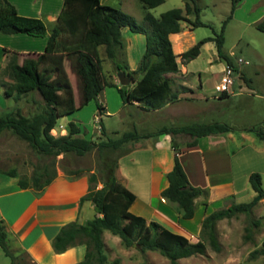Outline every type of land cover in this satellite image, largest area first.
Listing matches in <instances>:
<instances>
[{"label":"trees","instance_id":"16d2710c","mask_svg":"<svg viewBox=\"0 0 264 264\" xmlns=\"http://www.w3.org/2000/svg\"><path fill=\"white\" fill-rule=\"evenodd\" d=\"M144 9L153 8L163 0H138ZM241 0H231L230 14ZM198 8L186 1L183 8H171L153 17L148 11L143 14L144 24H138L130 15L119 9L101 4L99 0H62L60 11L47 35L43 21L38 17L23 16L17 13L8 0H0V33H24L34 37L47 35L43 51L37 60L28 65L16 64L9 66V74L14 83L13 100L15 106L0 116V133L10 131L15 137L27 143L33 151L36 162L32 164V171L28 180L18 179L20 188H31L40 193L55 176V171L48 168V160L58 155L72 153L82 156L95 150L102 156L104 150H121L112 165L101 162L99 175L91 172L87 176L88 187L86 193L80 197L79 204L88 200L96 215L84 224L75 221L61 226L52 237V247L55 252H62L76 243H84L86 251L81 261L75 264H105L103 231H107L119 238L125 247L135 245L138 252L156 251L163 256L168 264H178L180 258L192 255H202L206 242L209 247L218 252L220 245L216 238L215 222L220 211L207 214L201 221L199 237L191 242L183 235L164 228L155 221H146L143 217L129 211L134 201V194L130 192L115 176L118 157L128 152V144L160 135H169L173 149V164L166 173L167 186L161 190L160 196L173 203L175 209L183 219L193 216L194 200L197 197L204 200L207 190L191 186L178 160L179 147L174 142V136L187 135L185 147L194 146L197 139L206 135H216L231 132L234 129L220 121L187 124L180 127H161L155 132L138 133L126 131L116 138H103L98 141L86 139L79 135V127L72 121L66 125V134L53 136L50 130L58 117L71 113L76 109L72 91L66 76L61 69L64 55H75L76 74L81 83V101L79 106L90 100H96L104 86L117 89L123 104H136L145 111L157 110L178 99V92L173 91L167 73L178 71L175 55L172 52L168 34L180 31L181 22L189 24L190 29L204 24L198 19ZM194 12L193 21L187 15ZM227 20V19H226ZM213 37L198 40L191 47L179 54L183 63L196 57L200 46L206 41H213L217 55L225 61L232 71L231 60L221 53L223 42L222 29ZM255 28L264 32V16L255 23ZM127 28L130 32L144 36V51L134 70H127L115 62L116 51L122 47L121 30ZM175 36V35H172ZM103 48L105 57L110 60L114 70L120 69L128 75L137 73L138 77L126 86H118L105 79L102 74L98 48ZM232 84V83H231ZM184 90V88H182ZM226 90L220 91L224 93ZM40 100H35L33 94ZM225 94H222V98ZM28 98V100H26ZM25 99L32 104V111H21L17 102ZM98 115L102 106L95 103ZM252 133L256 138L264 141V129L253 125L242 129ZM100 132L103 133L102 127ZM5 174L15 176V169L4 171ZM81 170L67 173V176H78ZM248 184L255 196L264 197L260 175L252 172L248 175ZM99 188H96L97 184ZM248 203H231L227 208V216L244 213L249 219L243 228L244 240H251L250 229L259 225V219H251ZM264 244V242H263ZM0 249L10 258L9 264H23L21 258L16 257L9 250L7 233L0 219ZM261 256L264 264V248H256L248 253L249 258Z\"/></svg>","mask_w":264,"mask_h":264},{"label":"crops","instance_id":"0c3cea01","mask_svg":"<svg viewBox=\"0 0 264 264\" xmlns=\"http://www.w3.org/2000/svg\"><path fill=\"white\" fill-rule=\"evenodd\" d=\"M8 1L18 14L40 19L44 17L52 24L62 6V0L56 2V10H52L50 5H47L50 0H25L23 3L20 0ZM263 16L264 11L246 21L245 24L255 25ZM49 31L46 28L47 35ZM180 34H182L181 29L177 33L168 34L169 41L172 35L179 37ZM47 35L34 37L24 33L9 35L0 33V72L2 68L8 69L9 79L3 82V87H0V116L10 111L16 104L13 100L14 83L9 74V66L13 62L24 65L34 63L37 56L43 51ZM121 48L116 51V56ZM171 49H173L172 45ZM179 54L177 55L179 56ZM177 55H175V61L178 71L164 75L171 89L178 92L179 100L172 102L175 103V109L192 113L193 119H197L199 115L201 117L203 115L218 117L224 114L226 119L218 121L224 122L234 129L223 134L199 137L194 146L185 147L184 143L176 144L180 149L178 160L188 183L191 186L207 190V196L204 199L206 204H203L201 197H197L194 200L193 216L183 219L176 211L175 205L160 196L161 190L167 186L166 173L173 164L174 152L170 145L169 135H160L145 141L129 143L127 145L129 150L117 160L114 173L116 178L134 194V201L129 207L131 213L143 217L146 221H155L169 231L183 235L189 241L195 242L199 237L201 221L207 214L218 211L226 201L230 204L248 203L255 196L247 180L250 173L256 172L260 175L261 187L264 190V141L256 138L252 133L242 130L253 125L264 129V65L258 66L257 69L247 70L241 68L239 62L235 63L231 60L233 72H236L238 77L237 90L234 91L227 87L224 93H220L219 85L216 84L215 95L213 93L210 97H206L195 93L196 89L203 90V84L199 79L196 85L186 84L191 78L186 70L181 68V65L185 63L179 64ZM245 62L244 65H247L248 62L246 64ZM61 69L70 85L73 102L76 106L74 111H76L88 102L79 106L81 83L76 74L75 55H64L61 60ZM127 70L131 69L127 68ZM174 76L183 79L176 89L171 83ZM187 76L189 78L186 80ZM112 83L116 84L115 80ZM222 94L225 95L220 98ZM193 99L200 102V105L193 106L191 101ZM226 99L231 103L230 107L224 106V109H221L216 116L210 115L217 111L219 103H223ZM22 100H19L17 105L23 112L27 108L22 104ZM178 104H182V106ZM130 105L138 108L135 103ZM102 109L104 114L109 113L105 106H102ZM169 109H171V103L150 111L166 113ZM74 111L61 117L71 115ZM235 112L239 116V120L235 118ZM99 116L100 114L95 116V119H99ZM169 116L167 115V117ZM56 121L50 133L53 136L66 134V127L63 128L61 124L57 125ZM102 129L104 133V128L102 127ZM5 132L10 131L3 130L0 136ZM9 169L0 168V219L7 233L9 250L18 258L19 253H24L30 264H75L81 261L86 251L84 243H76L62 252H55L52 247V237L64 224L72 221L84 224L96 215L88 200L79 204L80 197L87 191L88 174L72 177L61 171H55V176L49 184L40 193H36L31 188L23 189L17 184L18 179H29L31 168L24 169V166L20 164L14 168L15 176L4 173ZM99 187L98 183L96 188ZM256 209V219H259V224L261 222L264 224V197L259 200ZM105 234L108 233L103 231L102 235ZM259 240L260 244L264 242V229ZM256 248L258 246L247 250L246 253ZM194 257L192 255L177 261L179 264L181 260ZM256 257L245 259L241 264H258ZM9 263L10 258L0 249V264Z\"/></svg>","mask_w":264,"mask_h":264},{"label":"rangeland","instance_id":"374dc122","mask_svg":"<svg viewBox=\"0 0 264 264\" xmlns=\"http://www.w3.org/2000/svg\"><path fill=\"white\" fill-rule=\"evenodd\" d=\"M23 1L25 0H20L22 3ZM57 1L60 0H50L47 5H50L49 7L52 10H56ZM186 1L189 5H194L198 8V19L204 25L190 29L189 24L185 22L180 23L182 34L179 37L172 36L170 40L175 55L185 51L200 39L213 37L215 34H218L225 21L222 29L223 42L220 50L221 53L228 56L235 63H238L236 60L240 59L241 62H239V65L241 68L247 70L257 69L258 66L264 65V32L257 30L254 25L245 24L246 21L264 11V0H241L234 8L230 18L228 16L230 14L231 0H163L159 5L147 10L143 8L138 0H99L101 4L114 7L130 15L138 24H144L143 14L145 11H148L153 17L157 18L165 10L175 7L183 8ZM187 17L193 21L195 18L194 12H191ZM41 20L47 30H50L52 23L48 22L44 17H41ZM121 37L122 48L118 52L115 62L120 66H126L134 70L144 51V36L132 33L127 28H122ZM98 49L102 74L105 79L110 82L115 80L116 85L121 86L115 76L113 65L103 53L102 46ZM177 61L179 64H183V61L178 55ZM245 61L248 62L247 65H244ZM182 67L191 78L186 84L196 85L199 79L203 84V90L196 89L195 93L210 97L213 93L214 95L216 93L215 85H219L220 83V77L225 68V61L217 55L214 42L206 41L200 46L198 55L181 65ZM7 73L8 69L2 68L0 72V87H3V82L8 79ZM236 74V72L231 74L232 84L228 85V88L234 91L237 90L239 83ZM188 76L186 80L189 78ZM172 79L173 81L171 83L174 89L183 80L179 77L175 78V76ZM33 98L40 100L36 93L33 94ZM232 99L234 100V97ZM9 101L11 102V99ZM191 101L195 107L200 105V102H197L195 99ZM95 103L100 104V106H105L109 113L104 114L102 109L99 119L96 120L95 116L98 113ZM22 104L27 108L26 110L24 109L25 112L33 110L32 104L25 102V99L22 100ZM178 105L182 106V104ZM230 105L231 103L226 99L223 103H219L218 108H216L217 111L210 113V115L216 116L221 109H224V106L227 108ZM175 107V103H171V109L165 113L145 111L130 104H124L123 106L117 89L113 86H105L100 95L96 97V100H90L86 105L74 111L71 115L58 118L56 124H61L65 128L68 121H73L80 129V136L98 141L103 138H116L126 131L135 130L138 133L155 132L163 126L180 127L187 124L206 123L211 120L218 121L226 119L224 114L218 117H208L205 115L201 117L199 115L197 119H193L192 117L194 115L192 113L182 112V110L175 109ZM230 110L233 109L230 108ZM167 115L170 116L167 117ZM234 115L239 120L236 112ZM100 127L104 128L103 135L100 132ZM174 138L176 144L185 143L190 140V137L187 135H176ZM119 151L121 150L112 151L107 149L104 150L101 157L98 156L95 150L87 152L82 156H77L72 153H67L64 156L58 155L48 160V168L50 171H61L65 175L78 169L81 170L80 174L94 172L98 176L101 162L112 165ZM34 162H36L35 155L26 142L18 139L10 132H5L0 136L1 169L15 168L22 164L24 169L31 168V172ZM254 198L255 196L250 199L251 203ZM259 200L253 206L250 205L249 218L251 219L257 218L256 206ZM229 205L230 203L227 201L222 204V207L218 210L220 211L219 218L215 222L216 238L220 245V250L218 252L213 251L206 242L204 254L194 255L195 257L192 259L181 260L179 264H241L244 263L245 259H250L248 253H246L247 250L254 246L264 248V244L259 243L260 235L264 229L263 222L257 227L250 229L251 240H244L243 228L248 224L249 219L244 213H235L230 216H227L226 213L223 215V211ZM106 233L108 234L102 235L104 254L106 256L105 264H168L167 260L158 252L145 251L140 253L136 250L134 244L125 247L121 244L117 236L107 231ZM19 255L21 258L22 255L20 253ZM256 258L258 264L263 262L261 256H257ZM21 259L23 264H30L25 256Z\"/></svg>","mask_w":264,"mask_h":264},{"label":"water","instance_id":"95a60500","mask_svg":"<svg viewBox=\"0 0 264 264\" xmlns=\"http://www.w3.org/2000/svg\"><path fill=\"white\" fill-rule=\"evenodd\" d=\"M115 76L117 78L119 85L126 86V85L130 84V82L132 80L136 79L138 77V74L133 73L132 75H128L125 71L120 70V69H116L115 70ZM259 199H260L259 196H255L254 200L251 203V206H253ZM227 212H228V210L226 209L225 211H223L222 214L225 215Z\"/></svg>","mask_w":264,"mask_h":264},{"label":"built area","instance_id":"2783aa9c","mask_svg":"<svg viewBox=\"0 0 264 264\" xmlns=\"http://www.w3.org/2000/svg\"><path fill=\"white\" fill-rule=\"evenodd\" d=\"M237 62H241V60L237 59ZM232 73H233L232 69L229 66L225 65L222 76L220 78V83H219V88H218L219 91L226 90L228 85L232 83V77H231Z\"/></svg>","mask_w":264,"mask_h":264}]
</instances>
